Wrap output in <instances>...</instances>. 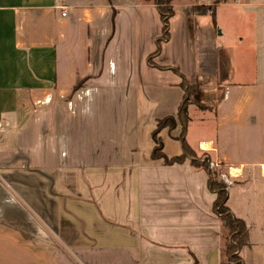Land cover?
<instances>
[{"label":"crops","instance_id":"0c3cea01","mask_svg":"<svg viewBox=\"0 0 264 264\" xmlns=\"http://www.w3.org/2000/svg\"><path fill=\"white\" fill-rule=\"evenodd\" d=\"M173 7L154 56L152 1L0 0V264H222L220 173L249 229L242 264H264V0ZM182 76L215 106L189 105L163 151L183 154V133L213 170L152 159Z\"/></svg>","mask_w":264,"mask_h":264},{"label":"trees","instance_id":"16d2710c","mask_svg":"<svg viewBox=\"0 0 264 264\" xmlns=\"http://www.w3.org/2000/svg\"><path fill=\"white\" fill-rule=\"evenodd\" d=\"M152 1L156 5L157 10L160 14L161 21L163 23V36L159 40L157 51L154 53V56H157L161 51L162 41H167L169 39V27L170 20L174 16V0H148ZM197 13L205 14L209 11H212L214 17V6L210 8H199L195 9ZM149 64L153 66L152 59H149ZM178 72V70H174ZM182 87L185 89L186 94L183 100V103L179 109L178 118L168 117L157 122L156 129L153 132V140L155 147L152 152L153 160H163L166 165H175L183 164L187 159L191 161V165L195 169H203L208 171V159L205 158V161L197 160L193 157V150L187 145L185 140H183V135L180 137V140L183 141V154L180 156L168 158L164 153V145L162 139L159 137V134L164 129H169L170 131L174 130L178 124V121L183 126V133L186 130L187 124L189 122L188 118V107L191 104H194L201 108L200 103L196 100V97L199 96L200 88L202 87V80L198 81L195 85H190L187 80L182 76ZM194 98L195 100H192ZM209 184L213 192L217 194L216 200L214 202L213 209L216 212L217 216L221 221V237L223 239L222 244V264H242V260L239 256L240 250L248 245L249 240V229L247 228L245 222L241 219L233 217L230 209L227 207V192L225 185L215 181L213 175L209 179Z\"/></svg>","mask_w":264,"mask_h":264},{"label":"rangeland","instance_id":"374dc122","mask_svg":"<svg viewBox=\"0 0 264 264\" xmlns=\"http://www.w3.org/2000/svg\"><path fill=\"white\" fill-rule=\"evenodd\" d=\"M175 1V0H174ZM205 1V0H204ZM216 1H227V0H216ZM212 4H215V2L213 1ZM213 5H210V6H199V8H210L212 7ZM238 53V51H237ZM240 57H241V51H240ZM235 60H236V63L238 64V60L236 58V55L234 56ZM208 83H206L205 81H202V87L200 88V94L198 97H196V100L198 101V103H200L201 105V109H205V110H212L213 106L214 105V101L210 100V98H207L205 99V102L206 103H202V99H203V90L205 89L204 86L207 85ZM192 100H195L194 98H192ZM190 134H191V137H193V139L195 140H198V139H201L203 135H206L205 132L203 130H201L198 125H195L193 126V128L190 130ZM183 135V133L181 134V136ZM193 135V136H192ZM180 136V137H181ZM161 138V137H160ZM191 139V138H190ZM167 143V142H166ZM172 145H175L174 143L170 144L168 143L167 145V151H164V152H169L171 153L172 151V148L173 146ZM193 157L196 158L197 160H201V161H205V156L203 154H200L199 152H195L193 151ZM211 164V163H209ZM208 164V170H213L214 168L211 169L210 165ZM218 178H214L215 181L219 182V183H222L221 181V173L218 174ZM223 184V183H222ZM224 185V184H223Z\"/></svg>","mask_w":264,"mask_h":264},{"label":"built area","instance_id":"2783aa9c","mask_svg":"<svg viewBox=\"0 0 264 264\" xmlns=\"http://www.w3.org/2000/svg\"><path fill=\"white\" fill-rule=\"evenodd\" d=\"M1 130H2V125L0 124V131ZM209 165H210L211 169L216 167L215 164H213V163H211ZM221 180L224 183L226 189H228L234 185V181L232 180V177L230 175L222 174Z\"/></svg>","mask_w":264,"mask_h":264}]
</instances>
